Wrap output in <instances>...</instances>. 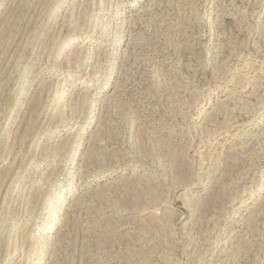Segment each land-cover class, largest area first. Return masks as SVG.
<instances>
[{"label": "rangeland", "instance_id": "374dc122", "mask_svg": "<svg viewBox=\"0 0 264 264\" xmlns=\"http://www.w3.org/2000/svg\"><path fill=\"white\" fill-rule=\"evenodd\" d=\"M0 264H264V0H0Z\"/></svg>", "mask_w": 264, "mask_h": 264}]
</instances>
